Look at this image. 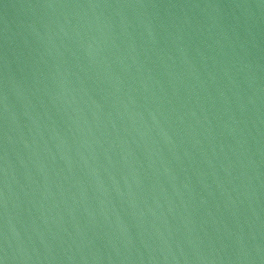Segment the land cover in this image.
Instances as JSON below:
<instances>
[{
  "label": "water",
  "instance_id": "obj_1",
  "mask_svg": "<svg viewBox=\"0 0 264 264\" xmlns=\"http://www.w3.org/2000/svg\"><path fill=\"white\" fill-rule=\"evenodd\" d=\"M0 264H264V0H0Z\"/></svg>",
  "mask_w": 264,
  "mask_h": 264
}]
</instances>
